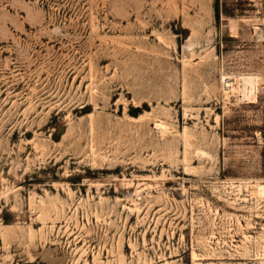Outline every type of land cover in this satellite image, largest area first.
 Instances as JSON below:
<instances>
[{"label":"rangeland","instance_id":"rangeland-1","mask_svg":"<svg viewBox=\"0 0 264 264\" xmlns=\"http://www.w3.org/2000/svg\"><path fill=\"white\" fill-rule=\"evenodd\" d=\"M0 264H264V0H0Z\"/></svg>","mask_w":264,"mask_h":264}]
</instances>
